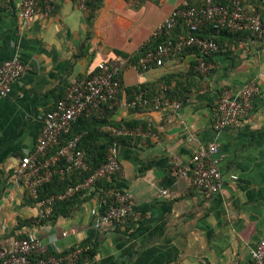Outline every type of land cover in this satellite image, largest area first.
<instances>
[{
    "label": "crops",
    "instance_id": "0c3cea01",
    "mask_svg": "<svg viewBox=\"0 0 264 264\" xmlns=\"http://www.w3.org/2000/svg\"><path fill=\"white\" fill-rule=\"evenodd\" d=\"M48 1L53 8L47 17L37 15L23 23L20 0H0V63L18 55L25 65L10 94L0 97V246L34 234L59 253L78 249L76 264L248 262L251 249L264 238V32L221 37L209 59L213 69L206 74L196 70L193 51L144 69L128 62L119 104L109 114L111 123L128 126L116 143L122 172L64 199L70 203L55 210L54 202L47 215V206L38 205L12 180L19 159L35 149L42 117L67 84L92 74L99 62L138 54L181 3L98 0L84 10L77 0ZM260 13L264 26V10ZM253 78L260 90L247 113L232 127L215 131L212 109L221 91ZM140 89L171 96L180 107H128L130 91ZM210 142L218 144L223 177L221 190L212 194L173 171V160L187 163ZM108 182L133 197L137 220L94 225L91 210L101 205Z\"/></svg>",
    "mask_w": 264,
    "mask_h": 264
},
{
    "label": "built area",
    "instance_id": "2783aa9c",
    "mask_svg": "<svg viewBox=\"0 0 264 264\" xmlns=\"http://www.w3.org/2000/svg\"><path fill=\"white\" fill-rule=\"evenodd\" d=\"M95 0H77L78 7L88 9ZM256 1L264 6V0H202L199 4H190V0H181L168 17L152 32L156 38L175 28L180 20L185 24L187 33L176 38H168L147 50L137 59L136 67L140 69L151 65L161 66L166 57L181 54L186 50L198 52L196 70L206 74L213 69L209 60L218 50V44L210 38L198 35L204 26L214 29H227L231 32H264L262 15L258 7L251 3ZM48 0H20L18 15L23 23L34 16L47 17L52 11ZM136 55V54H135ZM115 56L96 65V70L85 78L77 79L64 87L62 96L42 117V128L33 153H25L20 159L13 174V183L26 188L38 205H46L50 214L54 202L74 196L76 193L95 187L101 180L122 172L116 146L108 148L105 162L91 171L78 183L67 186L62 192L40 200V186L48 181L53 173L64 174L88 172L89 166L84 151L79 147V136L62 140L71 132L74 122L79 117L104 118L108 110L119 104L118 93L122 85V71L133 57ZM25 65L18 55L0 63V97L10 94L12 83L24 72ZM260 90L256 79H249L243 86L231 90L224 88L212 109V128L222 131L235 125L250 108L252 96ZM130 108L178 110V102L163 95L148 98L144 90L134 91ZM113 135L128 133L127 128L104 126ZM51 148H55L49 154ZM218 144L210 142L195 150L187 163L173 160V171L176 177H186L200 191L217 193L223 185L219 169L221 156L217 155ZM231 179H237L231 175ZM161 193L165 194L166 190ZM104 199L101 205L91 210L96 227L137 220L140 213L136 203L128 192H121L114 187L103 189ZM65 235V233H63ZM80 251L59 253L56 247L48 248L34 234L13 237L8 247L0 246V264H76ZM237 264V263H236ZM243 264H264V238L259 240L250 251V260Z\"/></svg>",
    "mask_w": 264,
    "mask_h": 264
},
{
    "label": "trees",
    "instance_id": "16d2710c",
    "mask_svg": "<svg viewBox=\"0 0 264 264\" xmlns=\"http://www.w3.org/2000/svg\"><path fill=\"white\" fill-rule=\"evenodd\" d=\"M96 1H98V0H95V2ZM199 2H201V0H199ZM251 3L256 5L258 7L259 11L264 10V6L260 5L258 2L251 1ZM96 4H97V2L95 4L90 3L89 7L91 8L92 6H95ZM190 4H195V3L193 1H190ZM262 20H263V17H262ZM186 33H187V31L185 28V24L180 20V22H178V24L175 28H173L172 30H169V31H164V33L162 35H160L156 38H153L151 40L150 44L146 45L145 47L140 48V50L138 51V54H136L130 58L129 63L137 65L138 57L141 54H143L144 52H146L147 50L154 48L157 44L165 41L168 38H176L179 35L186 34ZM241 33H251V32H241ZM241 33L231 32L227 29L218 30V29H214L210 26H204L199 30L198 35H200L202 37L213 39L218 44V48H219V40L221 37H223V36H231L232 37V36H235V35H238ZM186 51H193L196 54V62H197L198 52L194 51V50H186ZM174 55H176V54H174ZM138 68H140V67H138ZM140 90H143V89H140ZM136 91H138V90H136ZM133 92L134 91H130V96H129L127 101H130V99L132 98ZM146 95L148 98L151 99L154 96L159 95V93L154 94V95H150V94L146 93ZM167 97L171 98V96H167ZM147 108H151V107H147ZM114 109L115 108L108 110V112L104 118H98L96 116H92V117L82 116V117H79L75 121V123L72 126L71 132L67 135H64L62 140L69 139V138H72L75 136H79V147L85 153V157H86V160H87V163L89 166V170H88V172H85V173H79L77 171L72 172V173H64V174L53 173L52 177L40 186L39 191H38V195H39L40 199H43V198L51 196L53 194L62 192L67 186L80 182L91 171H93L95 168H97L103 162H105L107 152H108V148L111 146H116L117 145L116 143H118L122 139L123 136L122 135L116 136V135H113L111 133L108 134L106 132H103L101 130L102 127H104L106 125H111V126H114L116 128H119V129L128 128L127 124L122 126V125H115V124L111 123V121L109 120V114ZM132 109L137 110V109H142V108L137 107V108H132ZM136 126L131 127V128L135 129ZM54 150H55V148H51L49 151V154L53 153ZM107 187H113L112 183L108 182L107 185L103 186V189H105ZM78 194L81 195L82 193H80V192L76 193V195H78ZM69 203H70L69 200L58 201L56 204H54L53 210H55L58 205L69 204Z\"/></svg>",
    "mask_w": 264,
    "mask_h": 264
}]
</instances>
